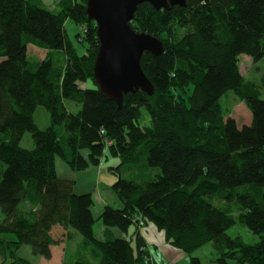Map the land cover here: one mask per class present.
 <instances>
[{
    "label": "trees",
    "instance_id": "obj_1",
    "mask_svg": "<svg viewBox=\"0 0 264 264\" xmlns=\"http://www.w3.org/2000/svg\"><path fill=\"white\" fill-rule=\"evenodd\" d=\"M37 1L0 0V235L15 236H0L2 264H32L19 256L24 245L50 260L56 226L68 239L71 229L83 238L67 250L65 264H158L141 232L147 226L186 254L212 243L213 264H264V99L240 68L241 55L264 58V0L139 5L132 27L159 39L164 52L141 58L154 93H128L121 105L95 79L100 41L88 0H59L55 10ZM69 21L80 29L75 39ZM29 46L45 58L35 60ZM230 91L251 112L250 125L240 128L222 107ZM66 101L81 103V111L71 112ZM39 106L50 113L46 129L34 120ZM143 109L148 126L140 123ZM26 133L33 149L21 146ZM107 151L121 161L113 185L121 208L104 207L100 240L93 195L76 194L75 182L58 176L56 160L84 172L99 167ZM124 166L162 173L136 182L122 176ZM216 198L234 202L238 215ZM236 225L259 241L229 236ZM187 264L202 262L192 257Z\"/></svg>",
    "mask_w": 264,
    "mask_h": 264
},
{
    "label": "rangeland",
    "instance_id": "obj_2",
    "mask_svg": "<svg viewBox=\"0 0 264 264\" xmlns=\"http://www.w3.org/2000/svg\"><path fill=\"white\" fill-rule=\"evenodd\" d=\"M37 1V0H33ZM43 6L47 9L55 8L57 5L51 1L41 0ZM38 2V1H37ZM55 10V9H54ZM67 29L69 31L70 36L75 39V31L73 30L75 26L72 22H67ZM31 50L29 53L31 57L35 60L44 59L46 56V52L40 50L34 46H31ZM36 48V49H33ZM78 48H80L78 46ZM2 59H0V62ZM240 68L242 75L246 80L254 82L259 89L261 90V97L264 99V58L261 60L255 61L253 58L247 55L240 56ZM88 88H94L95 85L93 82L89 81L87 83ZM221 105L224 110L229 114L230 117L235 119L238 126L242 128L243 126H248L252 122V114L246 105L240 101V99L236 96L234 92H228L225 94L221 100ZM66 105L73 113H78L82 109L81 103H75L72 101H66ZM143 116L140 123L143 126H148L150 124V115L146 109L142 110ZM34 120L40 129H46L50 126V113L48 110L39 106L34 114ZM21 146L26 149H33L35 147L34 141L30 133H26ZM57 164L59 167V173L61 176L69 177V172L74 173L76 175L77 180V190H83L81 192H88L93 195L95 204L93 207L94 214H98L101 211V208H104V202H114L116 205L114 208H117L118 203L120 202L117 198L116 194L113 191V185L117 182L119 176L116 174L115 169L120 164L121 161L118 157L111 156L109 152H106L105 157L102 160L101 165L99 166L98 173L95 174V179L90 177L89 172H74L69 166L60 158H57ZM64 164L66 167V171H62L60 169V165ZM98 169V168H97ZM121 174L124 178L133 180L136 182L148 181L157 177V174L162 173L159 168H150L148 170H140L136 166H124L121 168ZM86 173V174H83ZM76 186V183H75ZM85 189V190H84ZM87 194V193H84ZM216 203L213 202L217 206L229 205L231 207L234 215H238L237 207L234 202H230L228 199L222 200L221 198H216ZM103 206V207H102ZM112 206V205H111ZM24 208H27L28 205H23ZM113 207V206H112ZM96 223L94 225V232L97 235L101 233L103 228L102 221L97 219L96 215ZM4 220V214L0 207V224ZM152 226L141 227V232L150 247V257H154L158 264H187L191 261L192 257L200 258L202 264H213V261L216 259V254L213 248L212 243L204 246L203 248L195 251L193 254H186L181 250L174 248L172 245L168 244L162 232H159L157 229L152 230ZM136 228L132 226L129 229L128 235H124L125 237L132 239ZM157 231V232H156ZM72 233V239H68V231L60 226H56L52 232L53 237L58 241V245L52 247V258L50 260L34 254L31 246L24 245L22 246L19 256L27 259L32 264H65L66 261V252L67 250L75 251L77 246L82 242L83 238L80 234L74 232L72 229L70 230ZM228 235L231 237L242 236L246 243L255 244L259 241V237L252 233L247 227L236 225L232 229L228 231ZM4 239L13 240L15 236L12 234H2L0 235ZM0 264H2V260L0 257Z\"/></svg>",
    "mask_w": 264,
    "mask_h": 264
},
{
    "label": "water",
    "instance_id": "obj_3",
    "mask_svg": "<svg viewBox=\"0 0 264 264\" xmlns=\"http://www.w3.org/2000/svg\"><path fill=\"white\" fill-rule=\"evenodd\" d=\"M155 9L186 6V0H88L87 14L97 25L100 48L95 62L99 89L111 100L122 104L124 95L138 90L152 95L154 87L144 73L141 58L145 52L160 55L162 42L132 27L139 5Z\"/></svg>",
    "mask_w": 264,
    "mask_h": 264
},
{
    "label": "crops",
    "instance_id": "obj_4",
    "mask_svg": "<svg viewBox=\"0 0 264 264\" xmlns=\"http://www.w3.org/2000/svg\"><path fill=\"white\" fill-rule=\"evenodd\" d=\"M47 1H51L53 4L52 5H54V3H58L59 2V0H47ZM52 9H54V8H52ZM74 31H75V33H77V32H79L80 31V29L78 28V27H74V29H73ZM31 46H29L28 47V49L29 50H31L32 48H30ZM33 49H36V48H33ZM44 52H46V51H44ZM66 167H64V164H61L60 165V169L62 170V171H66V169H65ZM98 168V169H97ZM97 168H94V167H92V168H90V169H88L87 170V172H89L88 174H90L89 176L90 177H92L93 179L92 180H94L95 179V174L96 173H98V170H99V167H97ZM56 169H57V173H58V176L60 177V178H62V179H67V180H72V181H74L75 183H76V186H75V193L76 194H78V195H82V194H84V193H88V192H81V191H83V190H77L76 188H77V180H75L77 177H76V175L74 174V173H70V171H68L69 172V177H64V176H61L60 175V173H59V167H58V164H57V160H56ZM83 174H86V173H83ZM85 190V189H84ZM104 205H112L113 207L116 205V203H114V202H112V203H110V202H104ZM103 207V206H102ZM117 208H121V203L119 202L118 203V205H117ZM103 209L104 208H101V211L98 213V214H94V212H93V214H94V216L96 217V215H97V219L99 220L100 219V216H101V214H102V212H103ZM100 221V220H99ZM153 227V226H152ZM156 230V228L155 227H153L152 228V230ZM112 232H113V234L115 235V236H117V237H124L118 230H116V229H113L112 230ZM157 232V231H156ZM97 238L98 239H100V240H104L105 239V228H104V226H103V228H102V230H101V233L99 234V235H97Z\"/></svg>",
    "mask_w": 264,
    "mask_h": 264
}]
</instances>
